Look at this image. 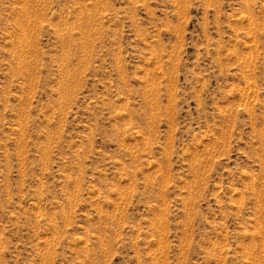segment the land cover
Instances as JSON below:
<instances>
[{"label": "rangeland", "instance_id": "1", "mask_svg": "<svg viewBox=\"0 0 264 264\" xmlns=\"http://www.w3.org/2000/svg\"><path fill=\"white\" fill-rule=\"evenodd\" d=\"M0 264H264V0H0Z\"/></svg>", "mask_w": 264, "mask_h": 264}, {"label": "bare ground", "instance_id": "2", "mask_svg": "<svg viewBox=\"0 0 264 264\" xmlns=\"http://www.w3.org/2000/svg\"><path fill=\"white\" fill-rule=\"evenodd\" d=\"M61 38V37H60ZM247 88V87H246ZM248 176V175H247Z\"/></svg>", "mask_w": 264, "mask_h": 264}]
</instances>
